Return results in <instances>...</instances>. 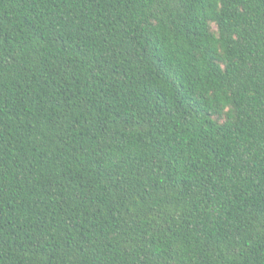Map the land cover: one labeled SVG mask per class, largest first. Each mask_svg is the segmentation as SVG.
<instances>
[{"label":"trees","instance_id":"1","mask_svg":"<svg viewBox=\"0 0 264 264\" xmlns=\"http://www.w3.org/2000/svg\"><path fill=\"white\" fill-rule=\"evenodd\" d=\"M0 264H264V0H0Z\"/></svg>","mask_w":264,"mask_h":264}]
</instances>
